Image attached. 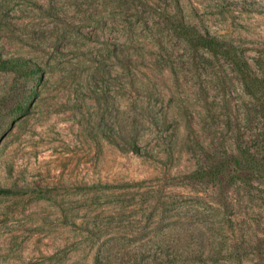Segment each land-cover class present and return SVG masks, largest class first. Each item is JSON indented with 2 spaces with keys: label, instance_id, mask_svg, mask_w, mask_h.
Here are the masks:
<instances>
[{
  "label": "rangeland",
  "instance_id": "1",
  "mask_svg": "<svg viewBox=\"0 0 264 264\" xmlns=\"http://www.w3.org/2000/svg\"><path fill=\"white\" fill-rule=\"evenodd\" d=\"M177 20L264 62V0H0V264H264V183L182 180L248 98Z\"/></svg>",
  "mask_w": 264,
  "mask_h": 264
},
{
  "label": "trees",
  "instance_id": "2",
  "mask_svg": "<svg viewBox=\"0 0 264 264\" xmlns=\"http://www.w3.org/2000/svg\"><path fill=\"white\" fill-rule=\"evenodd\" d=\"M172 26L174 34L185 43L191 64L196 69L202 63L208 64L213 60L228 64L238 76L243 92L248 98L243 124H238L234 136L235 149L231 151L223 147L219 153L212 152L206 155L207 165L184 176L182 180L189 183L210 184L217 190L225 185L233 187L237 184L250 186L252 182L264 183V62L256 59V69H253L243 50L235 44L210 34H203L182 21L177 20ZM18 66L20 65L0 60V70H15ZM256 123L257 128H252L251 126ZM231 125L229 118L227 126L229 130H234V126ZM127 144L133 154L141 155V149L136 141L127 142ZM129 186L126 184L101 188H128ZM4 193L7 194L9 191L0 188V194ZM232 229L233 227L228 230L234 232ZM236 247L237 244H234V247L231 246L232 249ZM255 253L258 257L264 258V239L257 245ZM186 254L188 252L184 250L182 256ZM116 260L113 250L105 249L98 252L94 264H116ZM178 264L197 263L181 257Z\"/></svg>",
  "mask_w": 264,
  "mask_h": 264
}]
</instances>
